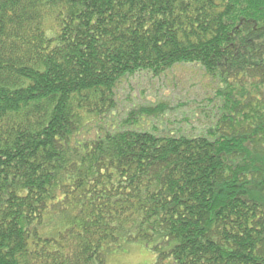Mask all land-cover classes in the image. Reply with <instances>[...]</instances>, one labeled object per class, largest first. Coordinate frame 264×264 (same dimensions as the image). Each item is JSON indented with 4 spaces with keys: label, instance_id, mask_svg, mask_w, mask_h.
<instances>
[{
    "label": "trees",
    "instance_id": "16d2710c",
    "mask_svg": "<svg viewBox=\"0 0 264 264\" xmlns=\"http://www.w3.org/2000/svg\"><path fill=\"white\" fill-rule=\"evenodd\" d=\"M182 65L215 85L203 132L141 131L162 105L108 120L121 80ZM130 242L264 264V0H0V264Z\"/></svg>",
    "mask_w": 264,
    "mask_h": 264
},
{
    "label": "rangeland",
    "instance_id": "374dc122",
    "mask_svg": "<svg viewBox=\"0 0 264 264\" xmlns=\"http://www.w3.org/2000/svg\"><path fill=\"white\" fill-rule=\"evenodd\" d=\"M214 90L215 85L198 65L177 66L158 78L140 73L120 81L115 91L116 108L108 120L124 121L139 108L162 105L165 110L159 117L137 119L141 131L163 135L180 129L199 134L212 120ZM155 259L156 255L141 243L130 242L107 255L106 264H152Z\"/></svg>",
    "mask_w": 264,
    "mask_h": 264
}]
</instances>
